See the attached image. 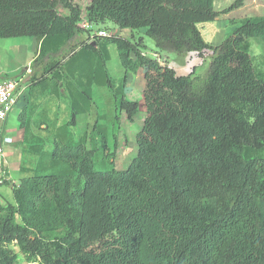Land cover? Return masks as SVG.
Instances as JSON below:
<instances>
[{
  "label": "trees",
  "instance_id": "16d2710c",
  "mask_svg": "<svg viewBox=\"0 0 264 264\" xmlns=\"http://www.w3.org/2000/svg\"><path fill=\"white\" fill-rule=\"evenodd\" d=\"M243 2L217 12L213 0H0V39L40 41L27 103L37 86L43 97L70 99V124L89 114L91 79L107 76L111 45L125 78L143 68L145 81V117L125 169L115 168L114 149L109 168L96 171L87 133L74 141L70 124L57 126L65 133L54 136L51 171L36 160L0 203V264H264V16L240 20L216 47L197 28ZM107 22L130 38L91 40L93 28L110 31ZM134 31L183 61L211 50L210 64L177 75L143 54ZM251 39L263 58L256 66ZM118 89L132 121L139 105L126 100L124 81ZM33 111L27 104L18 116L24 132ZM94 131L106 150L103 129ZM37 137L28 146L40 155Z\"/></svg>",
  "mask_w": 264,
  "mask_h": 264
},
{
  "label": "rangeland",
  "instance_id": "374dc122",
  "mask_svg": "<svg viewBox=\"0 0 264 264\" xmlns=\"http://www.w3.org/2000/svg\"><path fill=\"white\" fill-rule=\"evenodd\" d=\"M234 1L235 0H213V8L215 11L221 12L222 10L229 9L233 5ZM255 16H264V0H244L243 5L241 7L228 10L226 14L220 13L214 21L197 24V28L199 29L202 38L205 41H208L212 46L216 47L220 45L228 37L229 33H231V31L239 25L240 20ZM104 27L108 28L110 32H112V34H117L122 37L130 38V31L128 29H118L110 22H107ZM96 30L97 28H93L92 32ZM133 35L136 41L142 38V44L145 46L142 51L143 54L157 60L159 59L158 57H160L159 60H164V62L162 63L163 65H160L171 68L177 75H186L192 70H194V73L196 75H202L205 73L210 64V56L212 55L211 50L210 52L201 53V55L199 56L195 54L191 55V57H189L190 59L186 58L183 61L180 58H177L174 53H167L158 50L155 46V42L151 38L143 35L141 31H134ZM19 38L22 39L29 37H17L9 39L13 40ZM78 39L80 41L87 39V34H80ZM248 44V53L253 58L254 66H256L257 64L259 65L261 62H263V58H261L260 47L257 46L255 41L252 39L249 40ZM108 50L109 60L105 65L107 76L105 78L101 76L100 83H97L96 80L93 81V79H91L93 110L87 115L77 114L74 119V123H69L71 121L72 113L70 110L69 98H65L62 96V101L54 110H52V104L47 102V106L50 105L49 107L52 111L49 113L52 114V116L48 115L47 117L46 114L48 113V111L47 113L46 111H44L45 103H41V100L45 97L41 95L39 89L33 91L30 96L29 105L30 109H33V107L37 109L35 110V116H32L31 118L29 129H31V131H36V133L34 132V135L43 138V141L37 143L42 144V154L35 155L30 151L28 145L31 144V141H29V139L25 142L15 143L14 147L21 149V151L24 150L21 158L24 166L30 167L33 164V166H35V162L36 160H38L41 162V172H50L51 169L48 167V164L50 153L53 149L54 136L57 133H65V131H63L64 129L62 128L57 130V126H62L66 124H70L67 130L71 133L72 137L74 138V141L80 140L81 137H83L84 133H87V148H96V150L93 151L94 169L96 171L101 172L109 168V163L105 154L113 153L114 149L115 168L117 170H123L129 165V163L136 154V135L139 129L141 128L145 117V109L143 106L142 97V91L145 85V81L143 78V68H139L135 74L128 73L127 77L125 78V71L123 70L118 61L116 49L113 45H111L109 46ZM10 51L11 50H9L8 46H6L7 55L8 53H10ZM11 57L17 59L15 55ZM181 63L184 64L181 65ZM7 75H9L10 78H14L15 75L12 70L10 72L9 67L7 68ZM83 79L84 81H87L86 76H84ZM101 80H103V82H101ZM123 81L125 84L124 95L126 100L130 102H137L139 105L138 112L133 117L132 121L127 120L124 111H122L119 103L117 102L118 99L116 95L119 98L118 87L122 84ZM22 99H25L28 102V94L25 93ZM16 110H18V108ZM43 116H46V120L50 121L46 122L48 123V126H50V130L49 132H47L46 130L42 131L44 133L38 134V124L41 122ZM116 116H118V118H116ZM19 122V118L16 117L15 114H11L8 118L7 127H9L10 129H18ZM118 122L120 125L119 131H117ZM96 124L100 129H103L104 131V139L107 144L106 150H104L105 148L100 145L101 141L99 140V137L101 136L99 134H96V132L94 131ZM10 134L14 136L16 135L15 132L11 131ZM65 137L67 138L66 135ZM92 138L98 139V141H92ZM115 139L117 140L116 146H114V143L116 142ZM33 145H35V143ZM24 176H26L25 173L9 172L8 176H6V178H3V180H6L7 182L0 184V196L2 197L0 198V203L3 204L4 201L12 200V185H17L19 179ZM20 264L36 263H27L21 257Z\"/></svg>",
  "mask_w": 264,
  "mask_h": 264
},
{
  "label": "crops",
  "instance_id": "0c3cea01",
  "mask_svg": "<svg viewBox=\"0 0 264 264\" xmlns=\"http://www.w3.org/2000/svg\"><path fill=\"white\" fill-rule=\"evenodd\" d=\"M208 42V41H207ZM8 43V44H7ZM6 46H8L10 53L8 55L6 54ZM39 47H40V41L36 40L35 38H19V39H13V40H8V39H0V80L1 79H15L18 77H25L26 80L29 81V85L31 82V78H34V76L39 75V67L36 65L34 66V61L38 57V52H39ZM11 54V55H10ZM15 55L17 59L14 57H11ZM190 56V55H189ZM191 57V56H190ZM8 60V61H7ZM12 62V64H11ZM10 63V65H9ZM9 67V70L11 72H14V78H10L9 75H7V68ZM12 69H11V68ZM182 67V66H181ZM184 68V67H183ZM28 85V87H29ZM27 87V88H28ZM32 91H35L36 89H39L37 86H33ZM30 89H27L26 93H28ZM26 99V98H25ZM19 99L17 103L14 105L12 111L8 115L3 129L1 133V144L3 146L4 150V162H3V169L2 173H0V176L2 178H6L8 176L9 172H21L23 173L22 170H24V173H26L28 170H30V167L24 166L22 162V152L21 149L14 147V144L17 142H22L26 140H36L38 137L37 135H34V132L36 131H31L30 128V122L28 123V128L24 132V130L19 126L18 129H10L7 127V122L8 118L10 117L11 114H15L16 117L19 116L21 113V110L29 103H27L26 100ZM62 101V98L60 96V92L54 93L52 96H47L41 100V103L44 104V111H48L46 114L47 117L52 116V114H49L51 111L50 105L47 106V102L51 103L52 110H54L58 104ZM18 108V110H16ZM37 108L33 107V112L31 113V118L32 116H35V110ZM50 122L46 120V116H43L41 119V122ZM40 122V123H41ZM46 126L41 125L40 129H37L38 134H42L46 131ZM11 132H15V136L10 134ZM46 133V132H45ZM20 160V161H19ZM19 182V181H18ZM18 184V183H17Z\"/></svg>",
  "mask_w": 264,
  "mask_h": 264
},
{
  "label": "built area",
  "instance_id": "2783aa9c",
  "mask_svg": "<svg viewBox=\"0 0 264 264\" xmlns=\"http://www.w3.org/2000/svg\"><path fill=\"white\" fill-rule=\"evenodd\" d=\"M79 26L82 29H90L91 25L89 22L83 20ZM94 35L98 37H111L115 36L117 34H112L110 31L106 30H100L98 32H92V35L90 36V39L93 40ZM204 52H210V50H204ZM198 55L197 53H190L187 55L186 58L190 59L189 57L191 55ZM190 55V56H189ZM160 59V57H158ZM157 60L159 64L163 65L164 62L161 60ZM190 73V72H189ZM29 85V81L25 79V77H20L18 79H1L0 80V173L3 174V162H4V150L3 146L1 144V133L4 126V123L12 111L14 105L17 103L19 99H22L27 91V87ZM2 176H0V183L2 182ZM5 178V177H4Z\"/></svg>",
  "mask_w": 264,
  "mask_h": 264
}]
</instances>
